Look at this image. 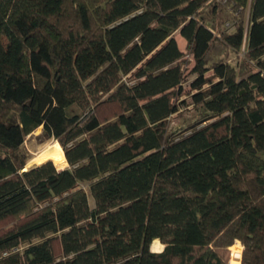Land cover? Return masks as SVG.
Returning a JSON list of instances; mask_svg holds the SVG:
<instances>
[{
	"label": "trees",
	"instance_id": "16d2710c",
	"mask_svg": "<svg viewBox=\"0 0 264 264\" xmlns=\"http://www.w3.org/2000/svg\"><path fill=\"white\" fill-rule=\"evenodd\" d=\"M224 1L216 35L211 0H0V264H228L235 241L264 264V0L246 27ZM177 30L204 115L174 135ZM216 40L238 66H207ZM38 127L63 157L26 168Z\"/></svg>",
	"mask_w": 264,
	"mask_h": 264
},
{
	"label": "rangeland",
	"instance_id": "374dc122",
	"mask_svg": "<svg viewBox=\"0 0 264 264\" xmlns=\"http://www.w3.org/2000/svg\"><path fill=\"white\" fill-rule=\"evenodd\" d=\"M250 3L251 0H248L243 12L244 17L242 20L245 27L247 26L249 20ZM212 6H215L214 11L212 10ZM201 14L205 17L206 25H208L216 35L224 31L232 32L234 29L233 26L232 28H227V26H225V21L232 23L233 21L235 22L236 20H239V16L234 13L231 5H228L224 0H211V3L207 4V6L202 9ZM173 36L177 40L181 51L184 52L183 60L180 62L184 80L182 83V94L177 96L174 100L176 104H179V108L168 117L166 126L167 134L178 135L179 132L187 131L188 128L197 125L204 113L201 111L200 107L194 106L190 101V94L196 91L191 88V82L196 78V73L192 70L194 64L191 51H189L186 45V39H183L180 36L178 30L173 33ZM243 52L242 48L240 51H235L216 40L212 43L209 48V52L206 55L207 66L211 67L214 62L221 60L229 62L232 66H238L243 59ZM205 75L213 77L211 75V69H209ZM41 130L42 128L38 127L34 131H31V133L27 134L21 146V151L27 157L26 168H30V166L39 164L41 163L40 161L43 162L48 159L57 162L63 157V151L59 143H57V141L53 138L45 137ZM50 155L52 158L48 157ZM55 165L59 169L66 168L68 166L67 163L65 164V159L61 163H55ZM88 186L89 185L86 182L79 183V187L83 188L84 191L87 192L90 206L93 207V198L88 191ZM161 248H163V244L158 239H155L151 244V249L153 251H160ZM235 248L239 249L240 255V248L236 246L233 247V250Z\"/></svg>",
	"mask_w": 264,
	"mask_h": 264
},
{
	"label": "bare ground",
	"instance_id": "6f19581e",
	"mask_svg": "<svg viewBox=\"0 0 264 264\" xmlns=\"http://www.w3.org/2000/svg\"><path fill=\"white\" fill-rule=\"evenodd\" d=\"M48 157L52 158L51 155L48 156ZM40 162H42V161H40ZM236 246L240 248V245H238V242L235 243L234 245H231V254H230V256H231L230 257L231 258V264H238L240 262V260H241V258H240L241 252H240V255H239V249L235 248L233 250V247H236ZM240 250H241V248H240ZM232 252H233V255H232Z\"/></svg>",
	"mask_w": 264,
	"mask_h": 264
},
{
	"label": "built area",
	"instance_id": "2783aa9c",
	"mask_svg": "<svg viewBox=\"0 0 264 264\" xmlns=\"http://www.w3.org/2000/svg\"><path fill=\"white\" fill-rule=\"evenodd\" d=\"M237 242H238V245H240V244H239V241H235V243H237ZM235 243H234V244H235ZM234 244H232V245H234ZM240 248H241V250H242V245H240ZM230 254H231V246H230ZM229 258H230V256H229ZM240 261H241V260H240ZM228 264H231V258H230ZM238 264H240V262H239Z\"/></svg>",
	"mask_w": 264,
	"mask_h": 264
}]
</instances>
